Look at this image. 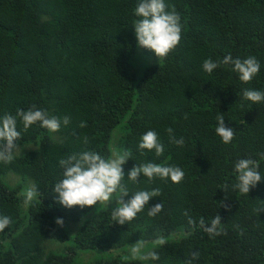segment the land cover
<instances>
[{
  "label": "trees",
  "instance_id": "obj_1",
  "mask_svg": "<svg viewBox=\"0 0 264 264\" xmlns=\"http://www.w3.org/2000/svg\"><path fill=\"white\" fill-rule=\"evenodd\" d=\"M139 2L0 0V117L35 105L61 120L53 133L39 123L25 131L17 117L16 143H31V149L0 162V216L12 221L0 232V264H83L78 252L160 237L166 243H155V262L186 264L198 251L194 264H264V102L243 95L246 89L264 92V0H165L181 17L182 36L160 62L137 44ZM229 54L254 56L259 73L245 83L231 64L203 70L204 60ZM218 114L235 130L230 144L216 134ZM169 127L176 139L183 137L182 146L172 142ZM149 130L158 133L162 156L139 148ZM83 151L105 158L131 154L123 165L125 202L137 191L159 195L123 225L112 218L117 201L89 216L93 206H62L52 193L63 178L59 160ZM242 158L260 163L262 180L249 194L233 188ZM148 162L179 167L184 178L127 180L130 169ZM9 171L22 178L7 183ZM28 188L36 195L26 206ZM157 203L162 211L149 216ZM217 215L223 232L209 236L199 221L210 225ZM70 223H79L75 232ZM92 259L85 264H144L102 252Z\"/></svg>",
  "mask_w": 264,
  "mask_h": 264
},
{
  "label": "clouds",
  "instance_id": "obj_2",
  "mask_svg": "<svg viewBox=\"0 0 264 264\" xmlns=\"http://www.w3.org/2000/svg\"><path fill=\"white\" fill-rule=\"evenodd\" d=\"M134 13L138 17L134 23L138 46L154 51L159 62L167 58L169 53L181 41L182 24L179 14L176 13L174 8L169 10L165 0H140L134 9ZM221 63L224 65L231 64L233 66L232 71L238 73L239 79L245 83L250 82L259 73L261 67L254 56L241 60L240 58L233 59L230 54L222 61L214 62L211 58H208L204 60L202 67L205 72L210 74ZM243 95L246 100L253 103L264 102V92L259 90L246 89ZM17 117L20 118L25 131L37 123L40 127L53 133L58 132L61 128L59 118L56 116L50 117L46 111L36 109L35 105L27 111H18L15 116L12 114L3 115L0 117V162L10 163L14 159L16 150L20 149L17 145L19 143H16L21 139V132L17 129ZM216 119L218 121V126L215 129L216 134L221 137L223 143L230 144L234 139L235 130L226 126L223 115L218 114ZM62 123L67 126L70 123V118L65 116ZM167 132L173 143L181 146L184 144L183 137L176 139L172 135L173 129L171 127L167 129ZM84 142L88 143L87 137L84 138ZM139 148L154 151L158 157L162 156L165 150L164 145L158 138V133L153 130H149L142 135ZM130 155L127 151L123 153L113 152L111 157L105 158L95 151H83L71 154L66 159H60L59 166L63 169V178L52 187V193L58 194L55 195L56 201L69 209L77 205L83 209L85 206L97 205L98 202L100 205L110 203L115 199L118 206L112 212L113 220L121 225L126 222L131 223L137 217V214L149 205L150 199L159 195V192L158 190L137 191L125 202L124 198L128 196L129 190L122 183L125 180L123 165L129 160ZM261 155L264 158V154ZM259 168L260 163L257 160L239 159L234 166L238 182L233 188L241 194H249L250 189L262 180ZM141 175L147 177L149 181L159 177L161 179L170 178L172 182L180 183L185 174L176 166H164L148 162L130 169L127 180L139 183ZM223 189L227 191L226 186ZM25 195L24 203L27 206L33 201L36 192L29 189ZM162 208V203H157L149 207L148 215L156 216L162 211ZM185 215H188L187 211H185ZM55 222L60 226L64 225L63 218H57ZM11 223L10 217L0 216V232H3ZM189 223L195 225L196 222L189 217ZM220 224L221 217L219 215L211 220L210 225L205 224L203 217L199 221V226L209 236H218L223 232ZM155 243L163 245L166 241L163 237H160ZM143 247V243L140 242L131 247L133 259L141 261L159 259V255L155 251L142 252ZM198 259L199 252L193 251L191 258L186 260V264H194Z\"/></svg>",
  "mask_w": 264,
  "mask_h": 264
},
{
  "label": "rangeland",
  "instance_id": "obj_3",
  "mask_svg": "<svg viewBox=\"0 0 264 264\" xmlns=\"http://www.w3.org/2000/svg\"><path fill=\"white\" fill-rule=\"evenodd\" d=\"M139 48V47H138ZM140 49V48H139ZM138 49V50H139ZM31 143H22V144H17L20 149L16 150V152L14 154H18V153H23L29 149H31ZM10 173V174H9ZM12 172H7L6 176H5V180L11 184L16 183L17 181H19L22 177L20 175H12ZM31 187V184H30ZM30 188H28L29 190ZM116 203V200L113 199L112 201H110V203H105L100 205L99 202L97 203V205H94L93 208L88 211V214L86 216L91 215L92 213H95L101 209H103L105 206L111 205ZM79 223H70L68 224V228H74L75 232L77 229ZM72 232V233H73ZM140 243H143L144 247L142 249V252H148V251H152L153 248L155 247V242L154 240H144V241H138ZM138 242H130L128 243L126 246L122 247V248H115V249H100L98 251H83V252H78L77 253V260L83 264L88 263L89 261L93 260L92 258H94L96 255L100 254L102 252L103 255L105 254H111L114 256H120L121 258H132V254H131V247L133 245H135ZM144 264H164V263H159V262H155L153 260H148V261H142Z\"/></svg>",
  "mask_w": 264,
  "mask_h": 264
}]
</instances>
